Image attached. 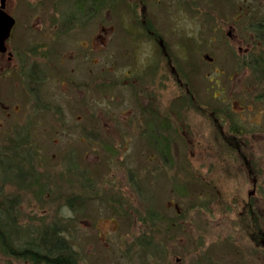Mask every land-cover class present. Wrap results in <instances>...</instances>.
<instances>
[{"label":"rangeland","instance_id":"rangeland-1","mask_svg":"<svg viewBox=\"0 0 264 264\" xmlns=\"http://www.w3.org/2000/svg\"><path fill=\"white\" fill-rule=\"evenodd\" d=\"M27 1L32 62L62 85L42 88L56 113L19 85L0 109V161L27 172L0 176V204L18 201L13 246L56 225L77 264H264V113L245 125L214 97V65L233 60L214 48L217 0H110L94 18L78 14L90 0ZM0 264L31 263L0 248Z\"/></svg>","mask_w":264,"mask_h":264},{"label":"flooded vegetation","instance_id":"flooded-vegetation-1","mask_svg":"<svg viewBox=\"0 0 264 264\" xmlns=\"http://www.w3.org/2000/svg\"><path fill=\"white\" fill-rule=\"evenodd\" d=\"M25 1L26 0H0V23L6 25V23L8 21L10 22L12 19V25L8 30L7 36L2 40V44L0 45V109L8 116L11 115V112H14L12 99L15 92H17L15 88L21 86L19 95L26 94L35 97L38 101L41 95H47L50 91V89L48 91L42 89L47 86L46 83L49 79H51V81H48L50 88L57 89L58 86L60 87V85H62L61 77L59 76L60 72H56L53 78H50L45 68L39 66L40 63L32 62V53L29 50L30 45L28 41L29 27L25 25V21L29 18V12L31 10L28 4L26 5L27 8L25 5H22L20 9L21 4ZM37 1L42 2V0ZM94 1L97 0H90L89 9H85V11L78 9V14L87 18L93 17L94 15L91 16L93 13L101 12L104 16L109 17V14L105 13H109L110 0H99L101 3L100 10L95 9ZM32 2L36 1L32 0ZM252 2L253 0H217L218 8L214 15L215 23L213 28L215 33L213 38L214 48L217 54L220 55L218 52L222 51V48H225L224 51L227 54L230 52L231 55H233L231 70L224 69L221 65H214L213 72L215 74L212 78L215 85L213 92L216 93V96H213L219 99L218 101L222 106L228 104L235 117L238 119L239 116L241 120L245 121V125H247V123H252L251 119H254V116L257 114L261 116L264 113V105L260 104L261 100L264 98V16L262 15V17H259L253 14L254 10L253 7H251ZM35 13L36 12H33L34 15H37V13ZM134 16L136 15L134 14ZM196 16L197 15H194V18L201 22L202 27H206L204 15ZM21 17H23L22 23L20 21ZM73 18V15H69L68 21H74ZM108 19H105L107 28H102L103 32L106 34L109 30ZM134 22L136 23V21ZM201 25L199 26L201 27ZM70 30H72V28ZM146 30L149 33L150 27H146ZM134 33L137 35L139 39L138 42L140 43L141 30L136 29ZM54 34L56 35L52 36V39L55 37L58 38L61 32ZM154 40L157 39L155 38ZM101 43L103 46L105 45V38L101 39ZM79 45L84 49L87 48V44L83 40L79 41ZM140 45L142 44L140 43ZM59 46L61 45L59 44ZM105 49L106 55L104 54V56L109 59L108 47ZM58 50L59 48L55 47L53 57L58 56ZM85 53L88 54L87 51H85ZM48 54L51 57V52H48ZM44 55L45 54H43V56ZM204 57L210 61L209 57L205 55ZM88 60L91 61L88 63H93L94 59L89 56ZM138 60L139 58L137 61ZM147 61L153 62L154 57H146L142 67L141 63L136 66V71L144 70V67L148 66ZM54 66L57 69V66ZM170 69L173 70V67L170 66ZM205 78L207 79L209 77L206 75ZM209 81H211V79H209ZM255 88L256 96H253ZM257 96L260 97V101L257 100ZM248 98H251V102L248 101ZM53 99L57 100L58 97H54ZM42 101L44 107L48 111L50 109L56 113V109L60 108V105L57 106L55 103L51 106L44 99H42ZM7 108L11 109L7 110ZM249 112H251V114ZM246 113L251 116L247 118ZM236 122L237 121H234L233 123L235 130L242 133V126L237 125ZM254 125L255 124H253V126ZM255 128L259 127L256 126ZM233 142L236 145H242L244 143H239V140H236V138L233 139ZM249 173L253 174L250 170ZM258 239L260 243L261 241L264 242L263 235L258 237ZM258 245L260 244L256 246ZM262 253H264V251H262ZM176 261H179V259Z\"/></svg>","mask_w":264,"mask_h":264},{"label":"trees","instance_id":"trees-1","mask_svg":"<svg viewBox=\"0 0 264 264\" xmlns=\"http://www.w3.org/2000/svg\"><path fill=\"white\" fill-rule=\"evenodd\" d=\"M95 3L101 4L99 0ZM3 160L0 161V176L5 174L6 180L10 176L15 180L24 178L26 171L24 172L16 164L14 166L8 160ZM0 205H2L0 206V248L3 253L31 264H77L70 244L62 237L56 225L35 232L36 236L33 239L25 241L22 238L24 239L22 243L13 246L11 238L16 237L13 228L17 225L18 201L16 198L9 200L7 197ZM12 239L17 241L15 238Z\"/></svg>","mask_w":264,"mask_h":264},{"label":"water","instance_id":"water-1","mask_svg":"<svg viewBox=\"0 0 264 264\" xmlns=\"http://www.w3.org/2000/svg\"><path fill=\"white\" fill-rule=\"evenodd\" d=\"M11 25H12V19L10 20V22L8 21L6 25L4 24L2 25L0 23V45L2 44V40L7 36L8 30L11 27Z\"/></svg>","mask_w":264,"mask_h":264}]
</instances>
